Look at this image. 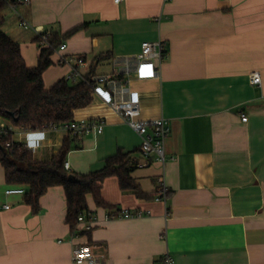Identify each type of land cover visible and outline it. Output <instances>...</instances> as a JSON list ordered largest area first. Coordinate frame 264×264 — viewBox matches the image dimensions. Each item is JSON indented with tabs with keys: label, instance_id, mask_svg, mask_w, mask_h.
<instances>
[{
	"label": "crops",
	"instance_id": "crops-1",
	"mask_svg": "<svg viewBox=\"0 0 264 264\" xmlns=\"http://www.w3.org/2000/svg\"><path fill=\"white\" fill-rule=\"evenodd\" d=\"M17 12L67 45L54 49L47 90L70 72L61 58H84L86 76L98 58L110 56L94 78L113 83H100L92 104L75 113L78 121L104 119V132L81 138L66 164L88 174L118 151L132 153L131 175L146 198L107 179L102 197L113 209L97 207L89 195L99 222L73 239L64 190L50 189L34 215L24 195H6L0 165V264H75L72 251L81 244L92 246L99 264H155L166 254L176 264H264V0H31ZM4 15L3 31L20 44L27 66L37 67V34L19 26L11 7ZM144 42H162V58L145 62ZM255 71L260 86L251 83ZM108 95L135 97L142 118L170 121L164 165L145 161L141 136L107 105ZM66 136L16 128L12 139L49 162ZM163 186L166 203L155 199ZM122 209L151 214L105 222L107 212Z\"/></svg>",
	"mask_w": 264,
	"mask_h": 264
},
{
	"label": "trees",
	"instance_id": "trees-1",
	"mask_svg": "<svg viewBox=\"0 0 264 264\" xmlns=\"http://www.w3.org/2000/svg\"><path fill=\"white\" fill-rule=\"evenodd\" d=\"M9 3L0 0V120L22 128L27 132H45L61 129L75 120L78 110L89 107L93 102L94 76L96 69L110 56L98 58L85 76V81L69 83L59 81L47 90L45 72L52 67L54 49L62 40L50 37V48H41L37 67L29 68L23 58L21 46L3 31L5 10ZM82 27L73 29L74 35ZM11 133H0V165L5 170L6 183L10 187H23L24 204L32 214L41 211L40 200L52 188L64 190L67 203L66 223L71 231L78 223V217L89 212L87 197L91 195L97 207L113 209L102 197L104 183L117 178L122 192H133L138 198H146L132 178V153L118 151L107 158L102 170L78 174L66 169L68 155L80 149V139L68 133L57 156L49 162L34 158L32 151L24 145L13 142ZM13 142L11 146L8 143Z\"/></svg>",
	"mask_w": 264,
	"mask_h": 264
},
{
	"label": "built area",
	"instance_id": "built-area-1",
	"mask_svg": "<svg viewBox=\"0 0 264 264\" xmlns=\"http://www.w3.org/2000/svg\"><path fill=\"white\" fill-rule=\"evenodd\" d=\"M9 3L15 13L19 17V26L27 31H34L39 39V45L41 48H50L51 44L49 39L51 35L47 32H43L39 29L34 28L28 21H26L21 15L18 14L17 8L20 5H28L31 0H6ZM116 4H119L126 0H114ZM67 45L63 44L60 46L61 51H65ZM164 47L162 42H144L141 47V58L145 62H152L155 58H162ZM59 65L69 66L70 72L65 76V80L69 83H77L80 81H85V75L82 74L80 68L86 66V60L84 58H61L58 62ZM95 82L94 93L98 91L99 84L102 82L111 84L113 83L111 77H95L93 78ZM251 83L254 86H260L262 84V76L260 72H252ZM113 86V85H112ZM107 105L115 111L120 118L135 132H137L141 138L142 143L140 147L141 154L145 161L150 159H155L161 164H165L167 161L165 144L166 140L171 135V124L170 121L164 117H160L153 120H146L142 118V108L141 104L135 97L128 99H116L115 97L108 95ZM248 118L243 117V122H247ZM106 122L102 118L94 120H74L70 124L65 125L61 129L65 132L71 133L73 136L79 139L94 135L100 136L103 134ZM16 130L11 124L0 120V133H11L13 134ZM21 131L26 133H37V132H27L20 128ZM13 142L7 144L11 146ZM29 148V147H28ZM35 149V146H31ZM148 163L138 164V167H146ZM66 169L69 170V166L66 164ZM168 189L163 186L160 192L155 197L158 202H165L168 198ZM6 195H25V189L23 187H10L6 191ZM5 209H10V206H5ZM145 214H151V212L134 211L131 212L129 209L122 210H112L107 212L104 216L105 222H110L119 219H128L133 217H142ZM99 222V218L96 214L92 212H84L79 215L78 223L74 230H72V238L79 239L87 237L91 233ZM72 261L75 264H99L98 257L94 254L92 246L89 244H81L74 247L72 251ZM155 264H176V260L169 254L163 256Z\"/></svg>",
	"mask_w": 264,
	"mask_h": 264
}]
</instances>
